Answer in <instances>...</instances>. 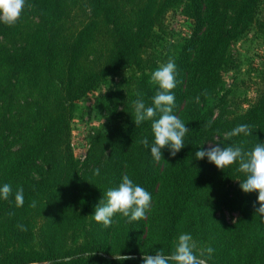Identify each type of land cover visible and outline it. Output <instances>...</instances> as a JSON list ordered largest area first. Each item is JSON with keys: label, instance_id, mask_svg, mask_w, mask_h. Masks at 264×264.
<instances>
[{"label": "trees", "instance_id": "trees-1", "mask_svg": "<svg viewBox=\"0 0 264 264\" xmlns=\"http://www.w3.org/2000/svg\"><path fill=\"white\" fill-rule=\"evenodd\" d=\"M179 9L192 34L165 44L167 14ZM253 28L264 41V0H26L15 26L0 22V187H12L0 198V264H143L144 255L171 253L181 234L214 250L207 264H264L258 193L242 191L238 164L220 170L195 157L215 143L246 151L264 143V57L255 97L234 91L243 65L235 46ZM169 59L173 114L190 131L175 157L165 148L157 162L152 122L137 126L133 103L152 106L151 74ZM94 92L107 122L78 158L73 122ZM245 124L251 136L226 135ZM124 175L151 194V209L132 222L118 213L105 228L95 209Z\"/></svg>", "mask_w": 264, "mask_h": 264}, {"label": "clouds", "instance_id": "clouds-1", "mask_svg": "<svg viewBox=\"0 0 264 264\" xmlns=\"http://www.w3.org/2000/svg\"><path fill=\"white\" fill-rule=\"evenodd\" d=\"M26 7V0H0V22L15 26L22 18ZM30 7V6H29ZM177 67L172 59L161 64L152 74L150 82L157 85L159 90L152 98V106H146L144 100L139 98L134 101V123L139 126L145 121H151L154 133V144L151 146V155L159 162L163 157L162 150L167 148L175 157L184 147V139L190 129L175 114V96L172 94L177 86ZM139 95V94H138ZM199 102V97L196 98ZM157 112L160 114L156 118ZM208 126H211L209 121ZM229 137L251 136V126L239 125L226 134ZM142 144L147 148L148 139L145 137ZM197 160H207L218 169L238 164V171L245 174V180L240 183L244 193H258V206L254 205L255 213L264 216V143L258 142L251 150H245L243 143L235 146L221 147L215 143L207 150H199L195 153ZM99 175V169L95 170ZM12 194L10 184L0 187V198L8 200ZM17 207H23V188L15 193ZM152 196L143 187L135 184L129 176L124 175L118 188L109 189L106 193V202L102 199L94 212V219L102 223L105 228L111 227L113 217L116 214L129 219V222L146 218L151 209ZM35 201L30 207H35ZM22 231L27 229L18 225ZM211 247L199 248L197 242L190 234H181L174 242L171 253L165 254L162 250L155 254L144 255L143 264H207V260L213 254ZM120 260L133 259L131 256H120ZM71 257H65L59 264H71Z\"/></svg>", "mask_w": 264, "mask_h": 264}, {"label": "rangeland", "instance_id": "rangeland-1", "mask_svg": "<svg viewBox=\"0 0 264 264\" xmlns=\"http://www.w3.org/2000/svg\"><path fill=\"white\" fill-rule=\"evenodd\" d=\"M166 33L164 43L178 41L191 36L194 22L184 16L181 10L170 11L165 20ZM236 52L241 56L243 65L234 75L236 82L234 91L243 101L252 99L256 95L257 75L264 57V41L256 28L247 33L235 46ZM233 76V75H232ZM99 92L89 94L78 103L76 116L73 122L72 143L76 156L84 158L89 149V137L100 125L107 122L105 114L95 104V97ZM229 220L237 217L228 213Z\"/></svg>", "mask_w": 264, "mask_h": 264}]
</instances>
